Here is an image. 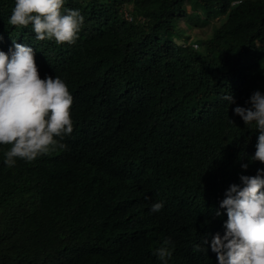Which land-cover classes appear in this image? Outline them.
Returning a JSON list of instances; mask_svg holds the SVG:
<instances>
[{"label": "trees", "instance_id": "trees-1", "mask_svg": "<svg viewBox=\"0 0 264 264\" xmlns=\"http://www.w3.org/2000/svg\"><path fill=\"white\" fill-rule=\"evenodd\" d=\"M233 1L66 0L84 16L70 45L11 26L15 0H0V51L32 47L40 77L67 84L74 122L66 149L31 163L8 167L0 145V264H162L153 252L166 238L168 264H218L219 202L264 168L251 160L258 130L232 111L264 93V0ZM200 25L210 35L191 39ZM132 125L146 149L126 138ZM140 165L148 192L158 175L188 198L151 212L128 178Z\"/></svg>", "mask_w": 264, "mask_h": 264}, {"label": "clouds", "instance_id": "clouds-1", "mask_svg": "<svg viewBox=\"0 0 264 264\" xmlns=\"http://www.w3.org/2000/svg\"><path fill=\"white\" fill-rule=\"evenodd\" d=\"M237 2L240 0L233 1ZM65 3L66 0H15L8 22L20 29L31 25L38 41L75 44L84 16L79 9H65ZM222 99L228 104L235 103L231 93L224 94ZM72 104L73 96L64 80L47 75L40 77L32 47L14 43L10 54L0 51V145L10 146L4 153V163L14 167L17 160L31 163L41 156L66 149L63 141L74 131ZM246 104L249 106L237 105L232 111L245 125H254L258 130L256 151L251 160L264 164V94L254 91ZM135 127L129 126L125 136L131 143L146 149L147 141L134 132ZM129 164L133 165L128 161L127 166ZM143 168L140 165L128 172V178L138 191L146 193L150 182L137 175ZM241 168L246 170L248 164H241ZM150 178L156 181L158 188L147 190L148 198L154 202L151 212L171 209L188 198L164 184L160 176ZM239 180L240 184L229 185L219 202V207L226 211L225 231L222 236L220 233L212 236L210 248L216 253L218 264H264V168H258L255 175H240ZM215 215H221L219 209ZM205 244L208 241L202 238L194 250L205 252ZM172 253L173 242L166 238L153 255L162 264H168Z\"/></svg>", "mask_w": 264, "mask_h": 264}, {"label": "rangeland", "instance_id": "rangeland-1", "mask_svg": "<svg viewBox=\"0 0 264 264\" xmlns=\"http://www.w3.org/2000/svg\"><path fill=\"white\" fill-rule=\"evenodd\" d=\"M212 31L211 25H200L198 27L188 30L187 33L191 34V39L195 37V34L202 37H208ZM264 94V93H263Z\"/></svg>", "mask_w": 264, "mask_h": 264}]
</instances>
